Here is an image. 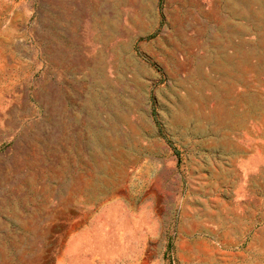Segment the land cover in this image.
<instances>
[{
  "label": "rangeland",
  "instance_id": "rangeland-1",
  "mask_svg": "<svg viewBox=\"0 0 264 264\" xmlns=\"http://www.w3.org/2000/svg\"><path fill=\"white\" fill-rule=\"evenodd\" d=\"M0 264H264V0H0Z\"/></svg>",
  "mask_w": 264,
  "mask_h": 264
}]
</instances>
